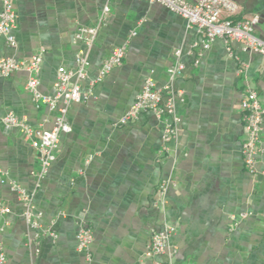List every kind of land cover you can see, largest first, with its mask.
<instances>
[{
  "label": "crops",
  "instance_id": "obj_1",
  "mask_svg": "<svg viewBox=\"0 0 264 264\" xmlns=\"http://www.w3.org/2000/svg\"><path fill=\"white\" fill-rule=\"evenodd\" d=\"M232 1L237 19L259 17L254 34L264 40V0ZM13 2L16 48L0 39V58L24 62L41 55L37 90L51 97L58 69L75 71V58L83 53L85 78L71 82L88 97L67 106L70 132L58 136L55 159L42 179L30 143L19 129L0 122V207L8 210L0 215L4 264H152L151 231L163 223L175 233L161 264H264V124L249 173L241 154L240 110L249 89L264 102V57L221 39L198 55L200 36L158 4L109 0L88 47L76 32L97 24L106 0ZM123 46L122 65L91 87L102 62ZM177 50L185 66L174 82L182 92L175 101L180 132L165 153L162 123L153 113L124 126L117 122L150 72L159 88L166 84ZM28 78L22 70L0 80V119L11 114L32 128L51 130L57 111L36 106L25 89ZM11 182L33 195L44 230L38 239L23 220ZM162 183L165 210L157 197ZM83 226L93 237L86 252L75 240Z\"/></svg>",
  "mask_w": 264,
  "mask_h": 264
},
{
  "label": "built area",
  "instance_id": "obj_2",
  "mask_svg": "<svg viewBox=\"0 0 264 264\" xmlns=\"http://www.w3.org/2000/svg\"><path fill=\"white\" fill-rule=\"evenodd\" d=\"M150 4H158L170 13L179 16L185 21L186 29H193L200 36V41L194 47L199 48L198 55L207 50L215 39L224 42H235L242 46L244 51L257 53L264 57V40L255 36L254 30L259 22V17L248 16L237 19L239 7L232 0H138ZM109 12V0L103 7L97 24L93 27H80L76 32V38L83 41L86 46H91L97 36L98 29L103 24ZM17 15L14 9L13 0H0V39H2L10 50H15L16 41L14 31L16 29ZM135 35V33H132ZM126 48H114L110 55L102 62L97 78L91 83V87L101 82L115 68L122 65L125 58ZM174 63L167 69L166 84L159 88L152 78L150 72L145 78L140 92L135 96L133 103L120 117L117 124L127 125L137 119L140 114L151 112L162 123V151L168 153L169 144H174L179 135L178 116L175 101L182 94L174 88L175 80L182 75L185 66L180 60V51L173 54ZM42 58L41 55H34L29 60L21 62L14 58H0V80L11 77L18 71H26L29 74L25 89L31 94L36 106L45 105L49 110L57 111L54 126L51 130L32 128L14 115H7L0 119V122L7 127L17 128L23 138L27 140L37 153L40 164L38 179H42L54 161V150L58 143V136L62 133H69L70 127L65 122V113L68 105L84 102L88 96L81 93L77 82L72 79L83 80L88 65L85 54L80 53L75 58V71L59 68L56 80L53 84V95L42 96L38 93V79L36 77ZM195 64L198 63L196 60ZM62 103L61 109L57 108ZM242 122L244 129V141L241 147V154L244 168L253 173L257 157L260 153V136L264 124V102L259 99L255 90L249 89L240 101ZM11 190L16 192L23 207L22 217L25 223L35 231V239L40 238L44 233L41 229L38 216L33 206V195L27 193L17 184L9 183ZM166 184L158 186V205L162 210L166 206ZM6 208L0 207V215L7 213ZM3 227L0 226V234ZM175 233V228L163 223L160 229L152 230L147 256L152 264H161L159 257L164 255L169 248V242ZM50 235L53 236L52 233ZM91 231L83 226L75 234L77 249L86 252L92 242ZM6 256L0 243V264H4Z\"/></svg>",
  "mask_w": 264,
  "mask_h": 264
}]
</instances>
